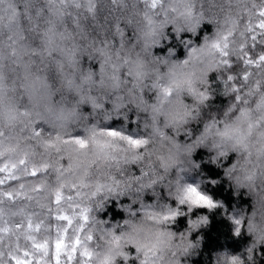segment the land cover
Masks as SVG:
<instances>
[{
  "label": "clouds",
  "instance_id": "clouds-1",
  "mask_svg": "<svg viewBox=\"0 0 264 264\" xmlns=\"http://www.w3.org/2000/svg\"><path fill=\"white\" fill-rule=\"evenodd\" d=\"M0 264H264V0H0Z\"/></svg>",
  "mask_w": 264,
  "mask_h": 264
}]
</instances>
